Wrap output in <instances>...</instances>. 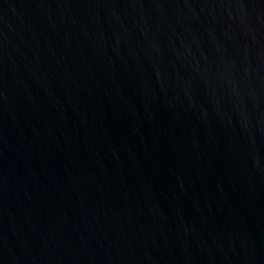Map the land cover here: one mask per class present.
Wrapping results in <instances>:
<instances>
[{
	"label": "water",
	"instance_id": "water-1",
	"mask_svg": "<svg viewBox=\"0 0 264 264\" xmlns=\"http://www.w3.org/2000/svg\"><path fill=\"white\" fill-rule=\"evenodd\" d=\"M0 264H264V0H0Z\"/></svg>",
	"mask_w": 264,
	"mask_h": 264
}]
</instances>
